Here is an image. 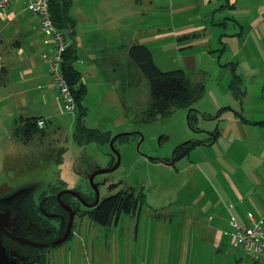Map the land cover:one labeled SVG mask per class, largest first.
<instances>
[{
  "label": "rangeland",
  "instance_id": "rangeland-1",
  "mask_svg": "<svg viewBox=\"0 0 264 264\" xmlns=\"http://www.w3.org/2000/svg\"><path fill=\"white\" fill-rule=\"evenodd\" d=\"M73 1L76 8L78 0ZM25 6L13 2L5 13L9 10L18 12L19 19H23L20 21L23 27L40 31L38 18ZM200 6L209 7L210 4L200 1ZM155 8H148L146 21L140 17L137 25L140 30L146 26L164 25L157 18ZM187 8H191L190 3L178 12L185 11L187 16ZM1 17L3 36L13 34L17 24ZM172 20H166V24H172ZM138 28L134 29L137 31ZM156 44L153 48L156 64L163 70L183 69L193 83L204 85L202 97L190 107H179L168 116L157 115L148 120L144 112L151 101L150 84L137 64L134 80L129 85L117 87L120 83L115 79L118 72L110 67L106 68L103 77L94 75L96 79L88 80L90 91L82 101L87 111L85 126L111 130L113 135L127 134L114 143L121 155L120 165L96 175L94 179L101 199L121 188L133 186L144 191L145 203L139 214H122L117 222L110 225L96 223L87 215L78 216L72 237L51 248L44 264H254V258L247 256L243 248L233 245L229 230L223 236L220 249L215 246V223L210 226L208 213L200 207L205 201V197L201 200L200 192L204 190L208 194L213 185L214 179L207 165L220 171L223 161L220 163L213 158L222 149L220 146L206 149L199 145L201 142L206 144L203 138L208 137L201 131L202 125L211 127L214 124L212 128L216 127V122H203L205 116L201 110L214 107L216 101H212V90L221 104L235 105L241 82L234 85V94L225 92L232 91L228 86L232 83L229 76H235L232 68L236 66L238 72L244 70V90L247 87L248 91H262L264 65L254 59L256 56L250 50L240 58L246 59L247 63L239 68L237 64L230 63L228 69V65L218 62L195 66L178 55L170 39ZM226 60L223 57L221 62ZM237 60L239 57L233 61ZM253 67L256 68L255 73L250 71ZM5 92L8 91H0V199L22 190L24 195L31 192L37 199L40 192L46 190L51 193L56 186L91 194L92 186L85 173L90 169L110 167L111 143L78 141L74 137L77 117L65 107L51 113L45 134H36L25 142L14 135L15 127L20 125L19 119L47 115L52 107L43 105L41 91H33L34 98L24 97L22 101L28 111H16L14 104L3 108L2 94ZM13 100L18 104L19 97L15 96ZM218 110L216 108L212 116L215 117ZM189 141L199 143L186 155L175 159L176 149ZM62 148L65 151L61 155ZM199 157L205 161L201 167L203 173L190 166L191 161ZM115 183H119L118 186L111 188Z\"/></svg>",
  "mask_w": 264,
  "mask_h": 264
},
{
  "label": "crops",
  "instance_id": "crops-1",
  "mask_svg": "<svg viewBox=\"0 0 264 264\" xmlns=\"http://www.w3.org/2000/svg\"><path fill=\"white\" fill-rule=\"evenodd\" d=\"M182 1L78 0L76 8L73 1L70 15L75 33L68 37V43H75V67L82 74L86 93L90 91V81L103 77L107 67L118 72L115 79L121 84L118 83L117 87L132 83L136 62L130 56L129 48L136 43L147 45L154 60L156 43L170 39L178 55L195 66L218 62L228 65V69L230 63H236L239 68L247 63L246 59L240 58L250 50L256 56L254 59L264 65V0H185L186 5H191L187 8V16L185 11L178 12L185 6ZM200 1L210 6H200ZM138 7L141 8L138 10ZM149 7H156L157 18L164 25L146 26L140 30L138 20L142 17V21H146ZM1 16L3 20L6 18L17 24V30L9 36H3L0 29V91H8L2 94V107L9 108L14 104L16 111L27 109L25 105L23 107L24 97L34 98L33 91H41L43 105L52 107V111L39 116L48 122L51 113L63 108L64 103L57 98L47 65L42 60V53L48 50L44 43L45 34L41 29L33 31L23 27L20 23L23 19H19V13L14 10ZM168 19H173L172 24H166ZM223 57L228 61L222 63ZM235 57L239 60L233 61ZM255 70L253 67L250 71L255 73ZM236 72L241 80L239 99L234 96L238 103L221 104L212 90L215 108L201 109L205 116L203 122H216V127L212 128L214 124L211 127L202 125L201 131L208 137L203 138L206 144L201 142L199 146L206 149L220 146L222 149L213 158L223 161H220L221 166L218 164L220 171L207 165L214 183L208 194L204 190L200 192L201 200L205 197V201L201 206L197 205L208 213L210 226L215 223L214 238L218 249L223 236L231 231L232 218L246 225L248 212H252L262 220L264 231V85L262 91H248L247 87L244 90L245 72ZM229 78L233 79V76ZM228 86L231 88L230 83ZM225 92L234 94L233 90ZM15 96L19 97V106L13 100ZM216 108L219 110L214 117L211 113L216 112ZM217 130L219 134L216 135ZM204 163L199 157L191 161L190 166L203 173L201 167ZM258 261L254 264L264 262V251L258 254Z\"/></svg>",
  "mask_w": 264,
  "mask_h": 264
},
{
  "label": "trees",
  "instance_id": "trees-1",
  "mask_svg": "<svg viewBox=\"0 0 264 264\" xmlns=\"http://www.w3.org/2000/svg\"><path fill=\"white\" fill-rule=\"evenodd\" d=\"M50 13L55 25L71 37L75 31L73 28V18L70 15L73 0H49ZM129 53L136 62L140 70L147 76L150 84L151 101L144 112L145 119L151 120L157 115L168 116L174 109L179 107H190L199 100L204 92L202 83H193L190 76L183 69L163 70L155 62L150 48L143 43H136L130 46ZM77 60L75 43H69L64 52L62 71L71 86L72 92L76 98V129L74 137L78 141L97 143L110 142L114 136L111 130H101L99 128H88L84 124V115L86 109L83 106L87 88L82 81L81 72L75 67ZM232 65H236L233 63ZM231 65V67H232ZM233 79L231 88L237 82H241L240 76L236 72V66L232 68ZM42 116H32L19 119L20 125L14 130V135L29 141L34 135L46 133V126L40 128L37 121ZM123 134L118 136L120 139ZM199 141H189L180 145L175 151V159L186 155L189 149L198 144ZM65 151L61 149L60 154ZM60 155V156H61ZM61 158V157H60ZM59 158V161H60ZM119 183L111 185L115 188ZM61 188L56 186L52 189L51 195L47 198L48 206H58L55 196L56 191ZM145 203V193L142 189L133 186L121 188L117 192L103 198L95 207L86 211V215L96 223L110 225L117 222L122 214H139ZM73 231L70 237H72ZM258 263V259H254Z\"/></svg>",
  "mask_w": 264,
  "mask_h": 264
},
{
  "label": "flooded vegetation",
  "instance_id": "flooded-vegetation-1",
  "mask_svg": "<svg viewBox=\"0 0 264 264\" xmlns=\"http://www.w3.org/2000/svg\"><path fill=\"white\" fill-rule=\"evenodd\" d=\"M94 170L95 169L88 170L85 175L88 177L91 171ZM62 189L65 188L61 187L56 191V199L57 193ZM75 190L78 191L87 202L92 203L95 201L94 191H92L91 194H87L80 189ZM51 193L44 190V192H40V194L37 195V199L34 198L35 194L31 192L26 195H23V193L13 199L0 201V208L9 212V216L13 219L9 231L14 236L10 237L6 234H2L4 243L8 246V250L14 249L19 252L21 257L26 260L27 264H44V261L49 258L48 251L61 243L55 246L43 245L62 238L68 228L71 216L70 211L63 207L58 199V206L53 205L52 208L51 206L49 208L47 198ZM61 199L64 203L68 204L75 213L73 225L71 227V236L74 226L76 225V218L78 216H86V211L93 207L85 206L75 196L69 193L63 194ZM17 237L23 240L26 239L27 241L30 240L34 244H24L21 242L22 240H18Z\"/></svg>",
  "mask_w": 264,
  "mask_h": 264
},
{
  "label": "built area",
  "instance_id": "built-area-1",
  "mask_svg": "<svg viewBox=\"0 0 264 264\" xmlns=\"http://www.w3.org/2000/svg\"><path fill=\"white\" fill-rule=\"evenodd\" d=\"M13 2L24 3L33 15L38 18L40 29L44 32V43L48 46V50L42 53V60L46 63L48 72L52 78L53 87L57 91V98L64 103V107L75 113L76 98L72 92L62 71V62L64 52L69 43L66 31L59 29L50 13L49 0H0V15H4L5 11ZM37 124L40 128L47 125L45 117L38 119ZM231 237L234 246L244 249L247 256L258 259V254L264 251V231L262 220L252 212H248V223L240 224L235 218L230 221Z\"/></svg>",
  "mask_w": 264,
  "mask_h": 264
},
{
  "label": "water",
  "instance_id": "water-1",
  "mask_svg": "<svg viewBox=\"0 0 264 264\" xmlns=\"http://www.w3.org/2000/svg\"><path fill=\"white\" fill-rule=\"evenodd\" d=\"M122 134L123 133H118L117 135H114L110 140L111 146L113 148L112 153H111L112 163H111L110 167L103 168V169L102 168L96 169L94 171H91V173L89 172L90 174L88 175V178H89V181H90L91 186H92V191H94V193H95V201L94 202H92V203L87 202L85 200V198L75 189L65 188V189H62L61 191H59L57 193V199H58L59 203L63 207L67 208L70 211V214H71L70 221H69L66 233L62 238L58 239L55 242L45 244L43 246L58 245L64 241H66L70 236L71 227L73 225L75 213L72 210V208L68 204L64 203L63 200L61 199L63 194H65V193L72 194L73 196H75L79 201H81L87 207H95L101 201L100 189H99L98 184H96L94 182V179H95L96 175L112 171L120 165L121 155H120V152L118 150H116V148L114 147V143H115L116 139L118 138V136H120ZM18 193H21V195H22V193H24V192L22 190L20 192H17L15 195H13L11 197H5V198L2 197L0 199V201L5 200V199H7V200L13 199L14 197L17 196ZM9 215H10L9 212H6L0 208V264H27L26 260L21 257L19 252H17L14 249L8 250V246H6V244L4 243L2 234H6L10 237L14 236L9 231L11 221H13V219H11V217ZM17 239L20 241L22 240L21 242H23L24 244H32V245L34 244L30 240L27 241L26 239L25 240L19 239L18 237H17Z\"/></svg>",
  "mask_w": 264,
  "mask_h": 264
}]
</instances>
